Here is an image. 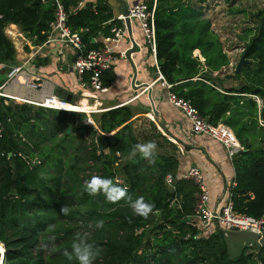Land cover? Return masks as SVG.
<instances>
[{"label":"trees","instance_id":"obj_1","mask_svg":"<svg viewBox=\"0 0 264 264\" xmlns=\"http://www.w3.org/2000/svg\"><path fill=\"white\" fill-rule=\"evenodd\" d=\"M206 1L156 0L157 67L173 94L190 102L211 126L223 125L233 133L240 150L231 159L235 187L228 189V197L234 212L259 219L264 217V4L251 16L253 29L240 37L245 62L239 73L234 68L221 74L230 59L206 18ZM33 2L0 0V63L15 60L14 46L4 34L7 25L17 26L34 44L44 42L54 6L51 0ZM104 9L68 12L67 25L81 32L84 43L91 32L108 37L119 25L99 30L109 18L102 16ZM86 44L89 50L96 48ZM105 74L102 82L108 87L113 75ZM7 102L0 98V246L5 264H78L64 252H71L73 241L83 235L101 250L93 264H264V244L246 247L231 262L218 230L201 234L193 219L198 186L181 179L173 189L165 185L166 175L178 177L188 169L179 173L177 149L165 138L159 141L168 151L151 158L135 149L140 143L131 125L137 111L133 106L91 114L96 129L83 123V113ZM92 174L125 188L127 196L112 203L103 193L89 195L84 185ZM119 177L122 184L115 182ZM128 196L152 203V213L135 215ZM62 207L69 209L67 215ZM99 220L102 228L96 227Z\"/></svg>","mask_w":264,"mask_h":264},{"label":"crops","instance_id":"obj_2","mask_svg":"<svg viewBox=\"0 0 264 264\" xmlns=\"http://www.w3.org/2000/svg\"><path fill=\"white\" fill-rule=\"evenodd\" d=\"M63 1L72 14L79 11L94 13L96 6L101 10L105 8L102 16L109 15V18L98 26L99 30L105 31L114 22L119 26L112 28L123 26L126 28L125 35L114 49L116 55L123 53L125 56L117 57L111 70L107 72L113 75V78L108 84L106 93L90 98L87 101L89 106L112 108L121 105L136 108L134 118L149 119L156 140L163 137L176 147V158L181 165V172L189 167L199 169L210 194L208 207L212 210H220L227 202L229 185L234 180L232 158L218 142L204 135H191L188 120L166 101V92L158 84L141 92L144 89L141 87L151 84L156 78V70L138 26L131 22L129 29L121 20L127 7L137 0ZM111 29L108 37L101 31L89 33L84 43L86 48L88 42L96 47L104 43L111 36ZM4 34L14 46L15 60L11 64L5 63L7 67L0 70V86L7 82L10 68L22 67V74L18 76L17 81L19 79L38 87L18 88L11 84L12 87L8 90L11 94H28L34 97L41 92L52 93L65 99L69 96L71 102L80 101V107L85 106V101L79 96L81 89L76 82V75L71 70L73 62L71 52H67L66 66L63 65L64 53L58 44H34L33 40L26 38L15 25H7Z\"/></svg>","mask_w":264,"mask_h":264},{"label":"built area","instance_id":"obj_3","mask_svg":"<svg viewBox=\"0 0 264 264\" xmlns=\"http://www.w3.org/2000/svg\"><path fill=\"white\" fill-rule=\"evenodd\" d=\"M43 1V0H41ZM152 1L149 8L148 3ZM54 6V17L48 22L47 29L44 33L45 40L43 45L58 44L64 53L63 65L67 66V52H71L73 62L71 70L76 75V82L81 89L80 99L88 101L90 98H96L98 95L106 93L107 87L102 82L105 73L111 70L113 63L117 57L123 58L125 55L120 53L116 55L114 49L121 41L126 33V28L114 27L111 29V36L104 43L95 49H87L84 45L81 32H74L68 27L67 21L70 11H66L61 0H51ZM156 0H137L127 7V14L121 16V20L125 22L129 20L138 26L143 37L144 44L148 50L149 57L152 60L156 70V78L148 87L141 92L148 90L152 86L158 84L161 89L166 92V101L176 108L189 122L191 135H204L221 144L228 156L232 158L239 150V144L233 133L225 126L218 125L216 127L208 124L199 116L195 108L190 102L177 97L171 92V85L167 84L163 76L158 70L155 57V28H154V10ZM80 6V4H79ZM69 12V13H68ZM7 65L0 63V70L5 69ZM22 74V67H12L7 74V82L0 86V98L11 101L15 104H25L35 108L52 110L58 112L96 114L109 110L103 107H90L88 112H80L77 107L79 102L67 101L64 97L54 95L52 93L32 95H15L8 92L12 86L36 89L38 85L28 82H22L17 78ZM12 84V86H11ZM40 93V92H39ZM116 106V107H120ZM112 107L110 109L116 108ZM4 124L0 121V137L2 136ZM184 180L194 182L199 189L196 195V203L194 207L193 219L198 225L201 234H208L211 229H224L229 231L249 232L257 236H261L264 231V217L254 219L245 215L238 214L233 211V205L228 197L227 202L220 210H212L208 207L210 201L209 190L205 185L203 174L195 167H189L181 176L173 177L166 175L164 178L165 185L173 189L175 180ZM118 184H122V180L116 179ZM235 187L233 180L229 185V190Z\"/></svg>","mask_w":264,"mask_h":264},{"label":"rangeland","instance_id":"obj_4","mask_svg":"<svg viewBox=\"0 0 264 264\" xmlns=\"http://www.w3.org/2000/svg\"><path fill=\"white\" fill-rule=\"evenodd\" d=\"M196 0H192L194 3ZM264 0H207L202 5L206 18L210 20L211 29L216 33L222 43L223 50L230 59V64L223 73L231 74L234 68H237L241 61V53L243 50V42L240 37L247 29H253L255 24L251 16L262 8ZM194 54H197L196 52ZM7 103L15 104L11 101ZM86 119L83 121L87 126H93L94 116L91 114H84ZM149 119L146 117L132 118L131 125L134 136L140 144L154 141L157 148L154 153H164L168 151L169 147L162 144L161 141L155 139V134L152 126L149 125ZM97 129V128H96ZM158 144H161L158 146ZM180 169H181V165ZM181 173V170H179ZM96 177V174H92ZM121 180V178H117Z\"/></svg>","mask_w":264,"mask_h":264},{"label":"clouds","instance_id":"obj_5","mask_svg":"<svg viewBox=\"0 0 264 264\" xmlns=\"http://www.w3.org/2000/svg\"><path fill=\"white\" fill-rule=\"evenodd\" d=\"M156 148L157 145L154 141L135 145V149L138 150L144 158H151ZM84 190L88 192L89 195L103 193L106 199L112 203H115L127 196V190L125 188H120L114 185L110 179L102 177H92L89 181H86ZM127 200L132 212L135 215L147 218V216L152 213L154 209V205L152 203L145 202L142 197L132 200V198L128 196ZM68 211L69 209L67 207L61 208V213L64 215H67ZM103 226L102 220L96 222L97 228H102ZM100 251L101 250L98 247L89 242L86 235H83L77 237L73 241L71 245V252L65 251L64 255L69 260L75 259L78 264H93V261L99 255ZM3 252L4 249L0 246V264H5Z\"/></svg>","mask_w":264,"mask_h":264},{"label":"water","instance_id":"obj_6","mask_svg":"<svg viewBox=\"0 0 264 264\" xmlns=\"http://www.w3.org/2000/svg\"><path fill=\"white\" fill-rule=\"evenodd\" d=\"M41 0H34L32 5L39 4ZM127 12H125L124 15H126ZM127 28L130 29V21L126 20L125 21ZM132 52V51H131ZM135 52V50H133ZM129 53V52H128ZM126 54V56L128 55ZM198 53V52H197ZM243 57H241V61L238 63L236 72L239 73L241 65L244 63ZM148 85H145L141 88H146ZM150 88H148L149 90ZM137 91V90H136ZM67 101H70V97L68 96L66 98ZM66 133H69V130L66 131ZM187 221H190V218L186 219ZM218 231L223 235L224 237V244L226 247V251L229 257V260L231 262L237 261L240 256L242 251L248 247V246H261L264 244V231L262 235L259 237L255 234L249 233V232H239V231H229V230H224V229H218ZM4 255V252H3Z\"/></svg>","mask_w":264,"mask_h":264},{"label":"bare ground","instance_id":"obj_7","mask_svg":"<svg viewBox=\"0 0 264 264\" xmlns=\"http://www.w3.org/2000/svg\"><path fill=\"white\" fill-rule=\"evenodd\" d=\"M84 101H85V106H83L82 108L80 107V105H79V107H77V110L78 111H80V112H88L89 111V109H90V106H89V104L87 103V101L85 100V99H83ZM3 247V246H2Z\"/></svg>","mask_w":264,"mask_h":264}]
</instances>
